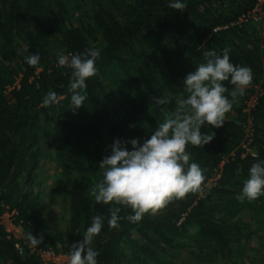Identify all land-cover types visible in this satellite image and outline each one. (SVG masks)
<instances>
[{"label": "trees", "instance_id": "trees-1", "mask_svg": "<svg viewBox=\"0 0 264 264\" xmlns=\"http://www.w3.org/2000/svg\"><path fill=\"white\" fill-rule=\"evenodd\" d=\"M81 2L86 4L79 17ZM170 2L0 0L3 264H56L46 263L39 249L50 247L70 254L71 245L83 240L95 215L104 217L103 228L92 244L99 253L97 264H191L196 259L204 261V257L239 253L244 239L251 237L242 224L232 221L239 208L247 205L238 201L241 207L233 206L237 201L232 194L242 190L252 164L264 161V15L259 28L254 21L232 23L256 0H183L187 4L183 12L170 9ZM90 47L101 52L96 61L98 73L86 80L87 100L73 111L69 108L71 69L58 65V53H82ZM225 48L230 49L234 65L251 68L253 80L223 126L205 124L201 128L204 134L215 133L212 141L204 147H187L190 163H198L204 170L206 194H189L135 223L125 218L134 214L131 209L122 208L119 228H110L112 205L97 203L89 194L103 179L105 169L99 165L111 154L110 146L117 138L125 142L138 138L141 144L150 138L160 123L176 113V98L187 97L184 79L205 62L202 52L211 49L222 55ZM37 53L40 62L30 67L25 57ZM224 83L228 89L225 95H229L234 86ZM257 85L261 92L247 110L246 101ZM49 92H55L59 102L45 107L43 99ZM162 96L171 102L156 104L155 98ZM249 119L255 155L244 154L242 146ZM42 140L51 151L43 148ZM126 147L132 150L130 143ZM52 148H57L63 200L70 207L64 229L43 224L38 196L32 190L40 159L44 155L52 159ZM217 172L215 184L206 187ZM6 205L19 212L17 219L26 230L23 240L29 233L43 237L34 250L27 240L20 252L16 238L8 236L1 222ZM190 227L193 230L189 232ZM188 245L189 259L179 254Z\"/></svg>", "mask_w": 264, "mask_h": 264}, {"label": "clouds", "instance_id": "clouds-1", "mask_svg": "<svg viewBox=\"0 0 264 264\" xmlns=\"http://www.w3.org/2000/svg\"><path fill=\"white\" fill-rule=\"evenodd\" d=\"M169 8L183 12L187 4L183 0H172ZM230 49L202 52L205 62L196 66L184 79L187 97L176 98L178 109L158 125L150 138L141 144L138 138L122 141L117 138L112 143L111 154L100 162L105 169L103 179L90 189V196L97 203L112 205L109 208L108 226L119 228L122 208L131 209L132 215L125 217L130 222H139L145 214L155 216L170 203L183 200L189 194L203 191L205 175L198 163L191 162L188 145L201 147L212 141V135L204 134L201 128L211 125L219 128L225 124L227 114L233 109L238 98L243 97L252 84V70L246 66L234 65L229 56ZM101 52L95 47L86 48L82 53H58V65L71 69L69 92L70 107L73 111L87 100L86 80L97 75L96 61ZM27 64L35 68L40 55L25 57ZM224 82L234 88L229 93ZM156 104L166 105L171 98H155ZM59 102L55 92H49L43 99L45 107ZM132 145L128 150L126 144ZM240 169H237L239 174ZM264 196V161L253 163L249 177L244 181L242 194L237 199L243 203L252 202ZM104 217L95 215L90 226L83 233V240L71 245L68 264H97L98 251L92 244L100 234ZM31 246L43 242L42 236L27 235Z\"/></svg>", "mask_w": 264, "mask_h": 264}, {"label": "rangeland", "instance_id": "rangeland-1", "mask_svg": "<svg viewBox=\"0 0 264 264\" xmlns=\"http://www.w3.org/2000/svg\"><path fill=\"white\" fill-rule=\"evenodd\" d=\"M81 6L78 8V13H80L79 17L83 15L84 5L86 3H80ZM77 20V19H76ZM257 23V27H262L263 22L261 20L254 21ZM18 83V79L16 81ZM13 84L10 85L9 88H12ZM261 92L259 85L256 86L255 90L250 94V97L247 99L245 104V109L249 110L257 101V96ZM252 120L249 119L247 122V130L252 131ZM247 133V131H246ZM247 141L250 137L248 133L245 136ZM42 146L46 151L49 150L50 147L47 144L46 140H42ZM52 159L49 156H42L40 162L37 166V173L35 175L34 183L32 186L33 193L38 196L37 208L38 214L43 218V224L54 227L64 229L67 225L68 218L70 215V207L69 202L63 200V192L62 187L64 183V179L62 173L60 172L55 154L57 152V148H52ZM219 176L218 172L209 180L206 187H210L215 184L216 177ZM202 195L206 194V188H203V191L200 192ZM242 194V190L237 192L235 195L236 203L232 202V205L235 204L241 207L240 203L237 200V197ZM231 195V196H232ZM226 195L225 197H227ZM264 199V197H261ZM258 198L255 200V203H250L245 200L244 202L247 205L239 208L240 211L236 213V215L232 218V221L236 220L239 224H242L243 231H249L251 233V237L244 239V244L240 252H243L240 256L239 253H227L223 256L221 254L216 257H204V261H195L191 264H231L235 262V264H264V200L260 201ZM255 214H253V212ZM193 230V227H190L189 232ZM22 232L25 234L26 230L23 227ZM187 239V238H186ZM188 243V242H187ZM189 245L187 247L182 248V252H180V256L185 258H190L191 255L187 249H189ZM131 248L127 247V252H130ZM131 253V252H130ZM203 255H206L202 252ZM173 259V258H171ZM153 263V262H152ZM0 264H3L0 262ZM128 264V263H126ZM137 264V263H134Z\"/></svg>", "mask_w": 264, "mask_h": 264}, {"label": "built area", "instance_id": "built-area-1", "mask_svg": "<svg viewBox=\"0 0 264 264\" xmlns=\"http://www.w3.org/2000/svg\"><path fill=\"white\" fill-rule=\"evenodd\" d=\"M263 15H264V0H256L254 6L251 9L242 12L235 20L232 21V23L242 24L250 21H259L262 19ZM219 27L220 26H217V29ZM15 83L13 84V87ZM246 131L248 135H250V137L248 141L247 138H245V140L242 143V146L245 147L244 154L249 152L255 155L256 150L253 148V146H251L253 130L252 131L247 130V125H246ZM18 213L19 212L17 208L6 205L5 210L1 214V222L5 225V229L8 232V236L9 237L14 236L16 238L15 246L20 252H22L24 251V247L25 244L27 243V240L26 239L23 240L25 234L22 232L23 225L21 221L17 219ZM30 246L31 245L29 244V247ZM30 248L34 250V247H30ZM39 252L41 253L42 258L46 263L53 261L56 264H68L70 254L57 252L54 248H50V247L39 249Z\"/></svg>", "mask_w": 264, "mask_h": 264}]
</instances>
